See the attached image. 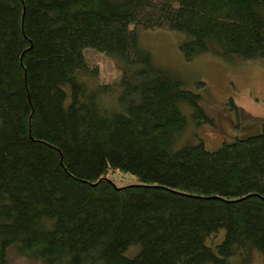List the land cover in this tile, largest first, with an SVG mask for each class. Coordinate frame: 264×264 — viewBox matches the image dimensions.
Instances as JSON below:
<instances>
[{"label": "trees", "instance_id": "1", "mask_svg": "<svg viewBox=\"0 0 264 264\" xmlns=\"http://www.w3.org/2000/svg\"><path fill=\"white\" fill-rule=\"evenodd\" d=\"M150 29L185 60L260 58L264 0H0L1 264L14 245L38 264H264V131L192 142L214 118ZM88 49L119 75L98 81Z\"/></svg>", "mask_w": 264, "mask_h": 264}, {"label": "rangeland", "instance_id": "2", "mask_svg": "<svg viewBox=\"0 0 264 264\" xmlns=\"http://www.w3.org/2000/svg\"><path fill=\"white\" fill-rule=\"evenodd\" d=\"M179 37V33L177 36L165 29L143 30L139 35L143 47L153 56V62L185 80L190 90L201 95L200 102L205 113L214 118L213 124H205L197 129V136L192 142L201 139L207 150H213L222 143L264 131V56L236 61L204 53L191 61L185 60L177 49ZM86 54L90 56L92 64L98 66V81L115 79L124 66V63H117L113 56L106 58L90 49ZM187 119L190 125L179 133L180 145L187 140L194 126L189 115ZM131 176L119 170L108 175L116 186L131 183ZM223 233H218L217 241L221 240ZM8 250L5 257L7 264H38L27 260L15 245ZM253 254L252 262L245 261V264H263L261 254L257 250Z\"/></svg>", "mask_w": 264, "mask_h": 264}]
</instances>
